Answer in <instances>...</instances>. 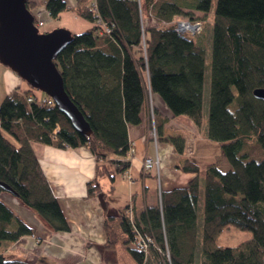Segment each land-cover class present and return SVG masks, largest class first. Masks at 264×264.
Returning <instances> with one entry per match:
<instances>
[{
  "label": "trees",
  "instance_id": "1",
  "mask_svg": "<svg viewBox=\"0 0 264 264\" xmlns=\"http://www.w3.org/2000/svg\"><path fill=\"white\" fill-rule=\"evenodd\" d=\"M40 5L28 1L36 24ZM44 6L52 19L72 11L95 25L74 35L55 61L92 134L77 132L43 92L30 85L16 91L0 103V183L11 187L51 230L69 232L32 144L88 148L97 163L88 192L98 196L100 178L115 176L107 161L115 157L111 162L120 174L130 168L136 150L128 129L143 122L150 95L160 96L174 117L187 116L202 127L206 53L194 36L202 33L212 0H142V5L138 0H77L73 8L64 0H46ZM181 21L200 22L202 30L180 33ZM101 25L111 33H100ZM259 88L264 89V0H218L207 137L220 144L230 168L223 171L213 163L204 169L202 221L201 168L190 160L182 170L197 176L187 187L161 191L160 205L133 215V220L107 213V249L133 245L129 252L137 264H151V254L156 264H264V101L253 94ZM153 110L149 125L156 131L152 139L159 142L163 125ZM165 140L184 153L183 137ZM3 194L12 195L0 186ZM229 227L253 237L223 248L219 237ZM35 235L0 199V264H30L5 251ZM138 236L148 240L147 253L136 246Z\"/></svg>",
  "mask_w": 264,
  "mask_h": 264
},
{
  "label": "crops",
  "instance_id": "2",
  "mask_svg": "<svg viewBox=\"0 0 264 264\" xmlns=\"http://www.w3.org/2000/svg\"><path fill=\"white\" fill-rule=\"evenodd\" d=\"M33 1L40 3L39 0ZM64 1L73 8L77 0ZM36 13L37 18L43 22L40 27L44 28L43 32L66 28L76 35L95 27L72 11L62 13L58 20L52 19L42 5ZM25 88L28 86L23 79L0 63V103L7 96ZM152 108L163 125L159 142L150 136ZM142 118L143 122L139 126H129L128 129L130 141L136 150L134 155H130L131 165L126 172L131 178H126V173L117 172V167L111 162L115 157L106 162L110 174L115 175L114 179H111L105 174L99 180L107 205L106 210L103 209L99 197L89 195L88 192V183L94 180L97 172L96 158L88 148L60 149L41 143L32 144L71 229L69 232H54L15 196L3 194L0 199L36 230L35 236H26L10 244L5 251L7 255L30 264H137L129 252L133 245L121 247L122 243H119L115 249L106 248L104 223L107 213L124 215L125 210L130 207L135 217L148 207L160 205L161 191L187 187L197 176L182 170L185 162L190 160L200 166L212 164L210 148L212 144H217L207 139L203 132L205 128L202 130L203 126L197 127L187 116L174 117L161 97L156 94L150 95L149 101L142 109ZM174 136L185 139L184 153H177L174 145L165 140ZM148 156L161 159L160 183L154 174L145 173L143 170V162ZM220 157L224 169H229L230 165L223 151ZM203 171L201 170L199 179L204 177ZM252 237L250 232L229 227L219 237V244L223 248H233ZM231 242L233 244H230Z\"/></svg>",
  "mask_w": 264,
  "mask_h": 264
},
{
  "label": "water",
  "instance_id": "3",
  "mask_svg": "<svg viewBox=\"0 0 264 264\" xmlns=\"http://www.w3.org/2000/svg\"><path fill=\"white\" fill-rule=\"evenodd\" d=\"M29 0H0V63L14 71L28 85L51 97L56 107L84 136L92 134L91 127L79 108L70 99L56 59L73 41V33L66 28L42 32L36 17L28 8ZM255 97L264 101V89H256ZM8 193L15 191L0 183ZM104 210V194H99Z\"/></svg>",
  "mask_w": 264,
  "mask_h": 264
},
{
  "label": "rangeland",
  "instance_id": "4",
  "mask_svg": "<svg viewBox=\"0 0 264 264\" xmlns=\"http://www.w3.org/2000/svg\"><path fill=\"white\" fill-rule=\"evenodd\" d=\"M40 4L44 6V3L46 2L45 0H39ZM217 3L218 0H212V7L210 12L207 15V18L204 19V28L203 31L200 35L198 36H194V40L195 42L200 45L206 53V71H205V84H204V119H203V128H205V131L203 130V132H205V135L207 137V128H208V122H209V101H210V94H211V76H212V61H213V23H214V15H215V10L217 8ZM43 32V27L40 28ZM24 81V80H23ZM24 83L29 86L27 84V82L24 81ZM236 105V102H234V104L232 105V107L234 108V106ZM208 139V137H207ZM210 141V140H209ZM213 142V141H210ZM213 143H217V142H213ZM212 148L211 149V155H212V164L216 163L221 170L225 171L224 166L222 165V158L220 157V153L222 152L221 150V146L219 143L217 144H212ZM110 164V163H109ZM111 165V164H110ZM209 165V164H208ZM200 166L201 170H204L207 166ZM117 167V165H115ZM204 174V173H202ZM203 179V182H202ZM201 182H202V188H201V194H200V199H199V221L203 220V216H204V177H201ZM99 197V195H98ZM221 243H224L223 241H221ZM230 244H233V242H231ZM121 247H124V244H121ZM153 255H149V259H150V263L151 264H156V260L155 258H153Z\"/></svg>",
  "mask_w": 264,
  "mask_h": 264
},
{
  "label": "built area",
  "instance_id": "5",
  "mask_svg": "<svg viewBox=\"0 0 264 264\" xmlns=\"http://www.w3.org/2000/svg\"><path fill=\"white\" fill-rule=\"evenodd\" d=\"M138 1L142 5V0H138ZM39 16H40V14H39ZM42 25H43V22L40 20V18H38V26L41 27ZM201 30H202V24L200 22L191 23L189 21H181L177 25V31L180 33H188L189 32L191 34H197V33H200ZM100 33H111V28L108 26H102ZM29 101H32V98H30ZM47 101L50 104L54 103V101L52 99H48ZM152 119H153V116H152ZM150 136L156 139L155 127L151 130ZM133 152H134V150H132V154H134ZM143 170L145 173L154 174L160 183V181H161V160L159 157L156 159H154L150 156L146 157L144 162H143ZM125 177L128 179L131 178L129 173H126ZM132 214H133L132 208L129 207L125 210L124 216L133 220L134 218H133ZM136 244H137L136 246L138 247V249H140L146 253L148 252L149 242L146 238H144L142 236H138Z\"/></svg>",
  "mask_w": 264,
  "mask_h": 264
},
{
  "label": "bare ground",
  "instance_id": "6",
  "mask_svg": "<svg viewBox=\"0 0 264 264\" xmlns=\"http://www.w3.org/2000/svg\"><path fill=\"white\" fill-rule=\"evenodd\" d=\"M154 121V120H153Z\"/></svg>",
  "mask_w": 264,
  "mask_h": 264
}]
</instances>
